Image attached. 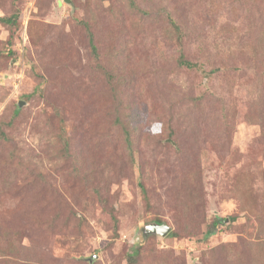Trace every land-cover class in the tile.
Wrapping results in <instances>:
<instances>
[{
    "label": "rangeland",
    "instance_id": "obj_1",
    "mask_svg": "<svg viewBox=\"0 0 264 264\" xmlns=\"http://www.w3.org/2000/svg\"><path fill=\"white\" fill-rule=\"evenodd\" d=\"M0 17V264H264V0Z\"/></svg>",
    "mask_w": 264,
    "mask_h": 264
},
{
    "label": "trees",
    "instance_id": "obj_2",
    "mask_svg": "<svg viewBox=\"0 0 264 264\" xmlns=\"http://www.w3.org/2000/svg\"><path fill=\"white\" fill-rule=\"evenodd\" d=\"M16 20H17V18H15V17H0V22L5 24V25H7V26H9V27H11V28L15 26ZM91 41H93V38H91ZM180 64L185 66V67H187V68H193L194 67V64H192L190 61L186 60L183 56L180 59ZM127 140H130L129 136H128ZM143 191L145 192L144 189H143ZM230 220L231 221H235V218H231ZM155 222L158 225L162 224V222L159 221V220H156ZM222 222H224V220L221 221L220 219H215L213 224H212V228L209 230L208 234L209 235H213L214 232L216 231V228L219 225H221Z\"/></svg>",
    "mask_w": 264,
    "mask_h": 264
},
{
    "label": "water",
    "instance_id": "obj_3",
    "mask_svg": "<svg viewBox=\"0 0 264 264\" xmlns=\"http://www.w3.org/2000/svg\"><path fill=\"white\" fill-rule=\"evenodd\" d=\"M20 105H23V104H20ZM170 231V227H168L167 225L165 224H161V225H158V224H152L150 226H147L144 230V234L145 235H149V234H158L159 236H166L168 234V232Z\"/></svg>",
    "mask_w": 264,
    "mask_h": 264
}]
</instances>
